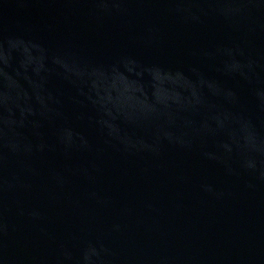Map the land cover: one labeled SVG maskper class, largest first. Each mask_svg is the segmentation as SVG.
<instances>
[{"label":"water","instance_id":"water-1","mask_svg":"<svg viewBox=\"0 0 264 264\" xmlns=\"http://www.w3.org/2000/svg\"><path fill=\"white\" fill-rule=\"evenodd\" d=\"M0 264H264V0H0Z\"/></svg>","mask_w":264,"mask_h":264}]
</instances>
